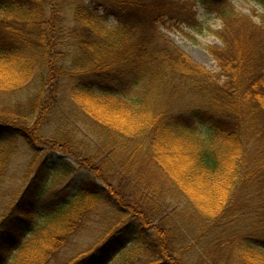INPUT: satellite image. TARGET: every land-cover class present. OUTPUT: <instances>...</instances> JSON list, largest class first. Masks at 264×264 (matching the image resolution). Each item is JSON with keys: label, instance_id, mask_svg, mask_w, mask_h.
<instances>
[{"label": "trees", "instance_id": "1", "mask_svg": "<svg viewBox=\"0 0 264 264\" xmlns=\"http://www.w3.org/2000/svg\"><path fill=\"white\" fill-rule=\"evenodd\" d=\"M189 2L0 0V264H264V19Z\"/></svg>", "mask_w": 264, "mask_h": 264}, {"label": "rangeland", "instance_id": "2", "mask_svg": "<svg viewBox=\"0 0 264 264\" xmlns=\"http://www.w3.org/2000/svg\"><path fill=\"white\" fill-rule=\"evenodd\" d=\"M189 1L190 2L188 4V7H191L192 11L196 13V16H198V18H205V20H207V24L205 25L206 28L207 26H211L213 30L219 29V22H208V19L210 17L205 14L204 9H202V7L197 3V0ZM234 2L238 5L239 8L241 7V11L243 14L253 19L256 23L259 22V17L261 18V20L264 19V9L259 8L257 5H255V3L249 0H234ZM255 14L258 16V18H254ZM165 26L166 27H164L163 25H159L161 33L164 34L180 52L186 55L191 60V62L199 67H202L212 74L218 73L216 64L214 63L210 55H208V53L203 49V47L220 46L217 40L211 34H209L208 31L204 32L201 37L195 36V38L193 39H187L184 38L181 34L177 33L174 29L168 27L169 25ZM180 29H184V27L181 25ZM195 41H197L199 45H197ZM31 158L32 156L24 154L21 158L22 162L20 161V164L23 166V168H29V173L32 178L37 165L29 164V160H31Z\"/></svg>", "mask_w": 264, "mask_h": 264}, {"label": "snow or ice", "instance_id": "3", "mask_svg": "<svg viewBox=\"0 0 264 264\" xmlns=\"http://www.w3.org/2000/svg\"><path fill=\"white\" fill-rule=\"evenodd\" d=\"M0 226H2V225H0Z\"/></svg>", "mask_w": 264, "mask_h": 264}]
</instances>
